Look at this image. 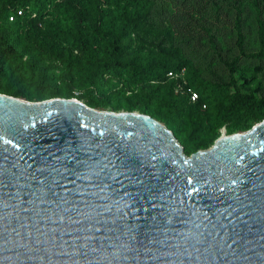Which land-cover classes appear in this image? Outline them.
I'll return each mask as SVG.
<instances>
[{
	"label": "water",
	"instance_id": "95a60500",
	"mask_svg": "<svg viewBox=\"0 0 264 264\" xmlns=\"http://www.w3.org/2000/svg\"><path fill=\"white\" fill-rule=\"evenodd\" d=\"M0 264H264V121L186 156L147 115L0 94Z\"/></svg>",
	"mask_w": 264,
	"mask_h": 264
},
{
	"label": "trees",
	"instance_id": "16d2710c",
	"mask_svg": "<svg viewBox=\"0 0 264 264\" xmlns=\"http://www.w3.org/2000/svg\"><path fill=\"white\" fill-rule=\"evenodd\" d=\"M0 94L135 111L189 156L264 121V0H0Z\"/></svg>",
	"mask_w": 264,
	"mask_h": 264
},
{
	"label": "rangeland",
	"instance_id": "374dc122",
	"mask_svg": "<svg viewBox=\"0 0 264 264\" xmlns=\"http://www.w3.org/2000/svg\"><path fill=\"white\" fill-rule=\"evenodd\" d=\"M167 76H168V74H167ZM181 74H179V75H175L174 76V74L172 75V77L173 78H181ZM192 97V98H191ZM190 100H192L193 98H194V96L192 95H190ZM76 100V99H75ZM80 102V101H79ZM84 104V103H83ZM97 110H107V111H110V109H97ZM119 112V111H118ZM238 133V132H237ZM234 134V133H233ZM222 135H224V136H226L227 134H226V132H225V130L223 129V128H221L220 130H218V132H217V136H216V138H215V140L217 139V138H219L220 136H222ZM214 140V141H215ZM213 141V142H214ZM209 148V147H208ZM205 150V149H204Z\"/></svg>",
	"mask_w": 264,
	"mask_h": 264
},
{
	"label": "built area",
	"instance_id": "2783aa9c",
	"mask_svg": "<svg viewBox=\"0 0 264 264\" xmlns=\"http://www.w3.org/2000/svg\"><path fill=\"white\" fill-rule=\"evenodd\" d=\"M17 14H19V12H18ZM168 77H172V75L169 73V74H168ZM193 96H194V95H193Z\"/></svg>",
	"mask_w": 264,
	"mask_h": 264
}]
</instances>
